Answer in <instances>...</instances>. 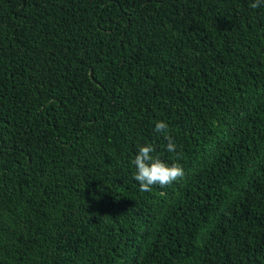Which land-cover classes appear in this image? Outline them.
<instances>
[{"label":"trees","instance_id":"trees-1","mask_svg":"<svg viewBox=\"0 0 264 264\" xmlns=\"http://www.w3.org/2000/svg\"><path fill=\"white\" fill-rule=\"evenodd\" d=\"M251 2L0 0V264H264ZM148 143L185 177L140 191Z\"/></svg>","mask_w":264,"mask_h":264},{"label":"clouds","instance_id":"clouds-1","mask_svg":"<svg viewBox=\"0 0 264 264\" xmlns=\"http://www.w3.org/2000/svg\"><path fill=\"white\" fill-rule=\"evenodd\" d=\"M264 3V0H252L249 7L256 9ZM154 131L160 134L167 142L165 147L170 153L176 151V144L169 134V126L163 121L155 122ZM156 148L148 143L139 147L131 164L134 166L133 179L138 183L142 192L152 191L153 186L159 185L161 188L167 187L185 177V172L181 164L164 162L160 155L155 154ZM179 159V156H177Z\"/></svg>","mask_w":264,"mask_h":264}]
</instances>
